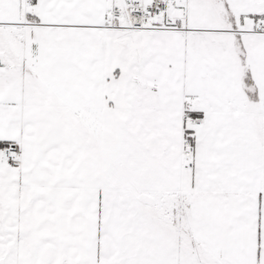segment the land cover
Returning a JSON list of instances; mask_svg holds the SVG:
<instances>
[{"label": "snow or ice", "instance_id": "snow-or-ice-1", "mask_svg": "<svg viewBox=\"0 0 264 264\" xmlns=\"http://www.w3.org/2000/svg\"><path fill=\"white\" fill-rule=\"evenodd\" d=\"M0 264H264V0H0Z\"/></svg>", "mask_w": 264, "mask_h": 264}]
</instances>
